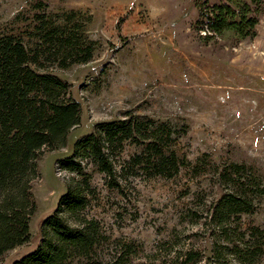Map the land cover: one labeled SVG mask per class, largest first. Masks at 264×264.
I'll use <instances>...</instances> for the list:
<instances>
[{
  "label": "rangeland",
  "instance_id": "obj_1",
  "mask_svg": "<svg viewBox=\"0 0 264 264\" xmlns=\"http://www.w3.org/2000/svg\"><path fill=\"white\" fill-rule=\"evenodd\" d=\"M224 1L0 0V36L14 34L39 50L40 72L69 83L68 97L81 106L66 146L37 161L30 242L0 264L40 244L44 220L75 177L57 162L97 124L130 117L168 126L174 139L167 153L177 154L179 171L153 175L147 153L140 165L133 161L144 143L132 142L113 154L112 181L89 165L94 192L85 215L99 226L94 262L264 264V14L253 39L196 31L200 7ZM72 12L80 15L70 19ZM56 26L82 44L94 42L93 59L63 66L58 60L76 52L44 42ZM232 164L244 166L252 183L231 180ZM226 194L249 211L229 217L220 205Z\"/></svg>",
  "mask_w": 264,
  "mask_h": 264
},
{
  "label": "trees",
  "instance_id": "obj_2",
  "mask_svg": "<svg viewBox=\"0 0 264 264\" xmlns=\"http://www.w3.org/2000/svg\"><path fill=\"white\" fill-rule=\"evenodd\" d=\"M263 14L264 0H225L200 7L195 29L212 37L233 33L241 40L253 39ZM69 15L73 19L80 14ZM62 29L56 26L47 32L44 42L76 54L63 55L58 61H63V66L90 62L94 42L82 44L74 31ZM42 57L21 37L0 36V258L30 242L31 217L37 208L32 194L37 161L45 152L64 148L70 132L81 123V106L68 97L70 84L40 72ZM166 129V124L157 126L152 119L144 124L130 117L99 123L92 133L78 140L73 154L57 162L60 170L75 177L55 212L44 220L40 244L13 264H80L85 260V264H100L93 257L99 226L85 215L94 192L87 169L94 165L112 181L116 173L113 154L121 153L127 142L144 143V154L133 161L140 165L147 153L146 166L155 171L153 175L171 177L179 166L177 154L167 153L168 142L174 138ZM231 168L236 169L229 174L231 180L237 175L242 186L252 183L247 174H242L244 166L232 164ZM220 205L226 206L229 217L249 211L244 208L247 203L234 194L223 196Z\"/></svg>",
  "mask_w": 264,
  "mask_h": 264
}]
</instances>
